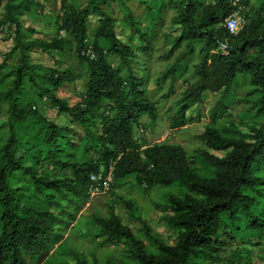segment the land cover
<instances>
[{
	"label": "trees",
	"instance_id": "16d2710c",
	"mask_svg": "<svg viewBox=\"0 0 264 264\" xmlns=\"http://www.w3.org/2000/svg\"><path fill=\"white\" fill-rule=\"evenodd\" d=\"M107 1L89 0L80 11L67 9L58 22L60 29L73 37L78 58L88 67L83 102L74 106L55 95L65 83L73 81L74 76L69 72L41 73V68L30 61L31 49L39 48L45 53L63 52L65 43L57 40L24 41L17 11L22 7L29 9L33 0H21L18 4L9 1L5 5L0 26L7 23L14 27L15 43L6 57L10 58L18 52L19 64L12 72L10 85L0 92V100H6L8 105L9 125L8 139L0 148V264H26V258L41 256L47 250L48 239L56 233V217L52 211L45 207L27 206L23 202V194L16 182L20 175L28 177L34 191L44 197L49 206L55 205L58 209L63 206L54 199V194L87 196L88 189L90 193V175L104 171L105 176L111 167L110 188L113 180L126 177H133L137 185L147 190L172 184L183 186L185 193L182 198L171 194L167 200L170 215L166 221L176 233L175 243L159 240L143 223L147 240L156 247L150 250L128 226L121 223L113 208H110L107 217H95L99 236L115 241L125 239L128 252L137 264H204V260L214 258L224 249L226 238L264 230V210L256 211L260 194L264 192V177L259 175L260 168L264 166V120L260 126L251 128L247 140L221 135L216 128L220 118L218 114L222 112L220 105L221 109L212 115L211 125L204 134L206 146L213 151L204 154L211 169L209 176H202L177 144L159 143L140 147L133 140L132 125L141 115L154 120L155 107L145 96L143 81L128 65V60L134 57L132 49L119 42L114 19L100 6ZM238 2L247 6L250 0ZM235 10L230 0H214L213 4L183 0L179 14L183 30L175 46L186 42V51L190 54L192 44L201 41L203 49L195 70L199 82L190 89L171 119V129L179 130L187 125V110L203 92L223 90L222 97L227 96L242 75H249L252 85L261 91L259 111L264 118V15L259 14L236 35H232L224 24ZM91 13L100 17L96 40L110 42V52L126 65L128 75L125 79L119 68L109 63L107 54L98 45L93 47V57L87 54L85 38L87 18ZM133 29L142 36L135 27ZM221 45L227 46V55L214 53ZM26 78L35 86V78L49 84L50 89L43 91L49 96L51 105L83 126L87 138L101 149V164L82 165L55 157L49 144L57 145L59 139H67L66 129L41 116L35 107L20 106L18 94L23 90ZM103 101L108 102V110L113 116L98 112L103 107ZM95 117L101 120V135L90 130L89 123ZM37 146L47 149V159L54 167L64 171V175L43 174L14 153L22 147L33 150ZM74 264L84 262L76 258Z\"/></svg>",
	"mask_w": 264,
	"mask_h": 264
},
{
	"label": "rangeland",
	"instance_id": "374dc122",
	"mask_svg": "<svg viewBox=\"0 0 264 264\" xmlns=\"http://www.w3.org/2000/svg\"><path fill=\"white\" fill-rule=\"evenodd\" d=\"M9 1L18 4L21 0H0V20ZM201 1L204 4L214 2ZM88 2L89 0H33L29 9L22 7L17 11L24 41L57 40L65 43L63 52L45 53L36 48L31 49L29 54L31 63L39 66L41 73L69 72L74 76L73 81L65 83L55 92L57 97L70 106L81 105L83 102L88 83V67L85 62H80L73 37L61 30L58 22L65 10L73 8L80 11ZM182 3L183 0H145L144 3L139 0H108L100 3V6L114 19V30L119 42L132 49L134 57L128 60V65L136 77L143 81L145 96L155 107L154 120L141 115L133 123L134 142L142 148L159 143L177 144L185 151L198 172L202 176H209L211 169L204 154L213 151L206 146L204 134L205 129L211 125L212 115L222 108L216 126L219 134L247 140L251 128L260 126L264 120L259 111L262 93L252 85L249 75L239 76L227 96L222 97L223 90L216 93L203 92L187 110V125L179 130L170 128L171 119L178 112L179 106L183 104L190 89L199 82L195 70L203 49L201 41L192 44L190 54L186 51V42L175 46V41L183 30L179 17ZM240 6L239 16L246 22L256 19L259 14L264 15V0H250L247 6ZM99 25L100 17L91 13L87 18L85 38L87 54L93 57V47L98 45L107 54L109 63L119 68L125 79L128 75L126 65L110 52V42L95 38ZM133 27L142 34L141 37ZM14 44V27L4 23L0 26V92L10 85L12 72L19 64L18 52L10 58L6 57ZM173 70H176L175 74L171 73ZM35 83L37 86L26 78L23 90L18 94L20 106H30L32 109L35 107L41 116L66 129L67 139H59L57 145L49 144L55 157L82 165L101 164V149L98 144L87 138L82 125L51 105L49 96L43 91L50 89L49 84L41 78H35ZM108 108V102L103 101V107L98 112L113 116ZM7 110L6 100H0V148L9 135ZM89 124L90 130L96 135L102 134L103 126L99 117L92 119ZM14 153L28 166L44 172L43 174L56 177L65 174L47 159L48 151L43 146H37L33 150L22 147ZM102 167L100 165V169ZM259 175L264 177V166L260 168ZM16 182L27 206L48 208L56 217V233L48 239L47 250L39 257L26 258V264H74L76 258H80L84 264H137L128 252L125 239L115 241L99 236L95 217H107L110 208L115 210L121 223L128 226L150 250H155L156 247L147 240L143 223L159 240L175 243L176 233L166 221L170 215L167 200L171 194L183 197L185 188L181 185L172 184L147 190L144 186L137 185L133 177H126L113 180L107 191L91 194L88 189L87 196L65 197L54 194V199L63 206L58 209L55 205L49 206L44 197L34 191L28 177L20 175ZM263 210L264 192L260 194V204L256 211ZM246 262L264 264V230L260 233L235 235L233 239L226 238L224 249L214 258L204 260V264Z\"/></svg>",
	"mask_w": 264,
	"mask_h": 264
},
{
	"label": "built area",
	"instance_id": "2783aa9c",
	"mask_svg": "<svg viewBox=\"0 0 264 264\" xmlns=\"http://www.w3.org/2000/svg\"><path fill=\"white\" fill-rule=\"evenodd\" d=\"M232 6L236 7V10L233 14L225 20L224 27L232 35H236L245 25L246 21L243 17L239 16V10L241 8L238 0H230ZM221 53L222 55H227L228 50L227 46L221 45L214 53ZM112 171L113 168H109L108 173L104 176V171L99 172L98 174L90 175V193L95 194L101 191H107L110 188L112 182Z\"/></svg>",
	"mask_w": 264,
	"mask_h": 264
}]
</instances>
